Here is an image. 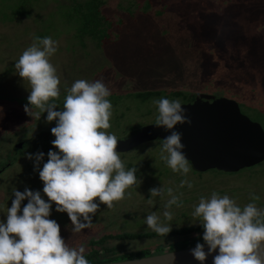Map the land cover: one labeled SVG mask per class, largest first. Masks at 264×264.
Here are the masks:
<instances>
[{
  "label": "rangeland",
  "instance_id": "1",
  "mask_svg": "<svg viewBox=\"0 0 264 264\" xmlns=\"http://www.w3.org/2000/svg\"><path fill=\"white\" fill-rule=\"evenodd\" d=\"M39 2L44 9L35 8L34 13L41 23L34 16L0 20V161L14 144L23 143L35 132L53 137L50 130L56 122L46 120V111L29 106L39 118L25 113L29 85L14 67L42 31L43 37L48 34L57 42L50 62L60 79V95L49 103L56 105L54 110H62L67 90L76 80L103 81L112 104L111 126L106 131L117 140L155 124L158 113L154 100L167 98L183 104L197 94L237 102L241 112L264 130V0H104L102 11L112 22L111 37L99 47L90 39L80 44L75 28L66 22L71 0ZM5 3L12 4L0 0L2 17ZM28 11L26 7L25 13ZM147 91H161L162 95L147 100L137 97ZM161 144V140H154L119 153L126 170L137 169V183L126 189L124 198L111 209L99 204L90 228L72 232L67 213L56 212L53 203L49 218L59 224L60 235L70 247L82 245L86 253L91 241L103 238L96 246L101 257L140 250L152 256L163 253L158 246L167 248L194 240L195 232L150 238L155 232L147 228L145 217L155 212L163 220L164 205L170 199L168 188L180 202L179 207L169 209L173 219L168 223L173 230L201 225L192 212L201 197L210 198L213 192L229 196L241 208L254 202L264 209V161L234 173L215 169L199 173L188 162L190 171L182 176L161 160ZM15 156L17 160L0 176V220L5 219L14 190L23 192L27 187L43 195L35 159H28V154ZM182 179L190 181L192 187H180ZM152 188L164 191L151 197ZM253 195L259 199L252 201ZM26 203L23 201L21 207ZM121 234L149 237L116 238Z\"/></svg>",
  "mask_w": 264,
  "mask_h": 264
},
{
  "label": "clouds",
  "instance_id": "2",
  "mask_svg": "<svg viewBox=\"0 0 264 264\" xmlns=\"http://www.w3.org/2000/svg\"><path fill=\"white\" fill-rule=\"evenodd\" d=\"M56 50L57 42L51 37H36L14 65L16 74L29 85L25 113L39 118L29 106L46 111V120L55 121L56 126L50 130L55 139L42 168L39 164L45 153L34 154L43 195L27 187L23 192L14 190L5 219L0 220V264H89L85 248L70 247L60 235L59 224L49 218L53 203L56 212L67 213L72 232L79 233L92 226L99 204L111 209L138 180L137 169H125L116 150V136L106 131L111 126L112 104L103 81L76 80L67 90L62 110H54L56 105L49 103L60 95V79L50 62ZM153 103L158 113L155 125L171 130L162 139L160 158L173 172L187 176L190 167L183 153L182 134L174 129L191 121L178 100L161 98ZM28 159H33V154H28ZM185 185L192 187L190 181L182 179L180 187ZM149 191L151 197H157L164 190ZM166 191L170 199L164 205L163 220L155 212L145 217L147 228L164 237L172 231L169 209L180 206L173 189ZM192 216L203 227L204 243L191 250L201 264L212 253H216L212 264H264V209L254 202L241 208L229 196L213 192L210 198H200Z\"/></svg>",
  "mask_w": 264,
  "mask_h": 264
},
{
  "label": "water",
  "instance_id": "3",
  "mask_svg": "<svg viewBox=\"0 0 264 264\" xmlns=\"http://www.w3.org/2000/svg\"><path fill=\"white\" fill-rule=\"evenodd\" d=\"M182 108L191 123L178 124L174 130L182 134L183 153L196 172L215 169L234 173L264 161V130L259 123L241 112L237 102L197 94L192 103L182 104ZM170 134L171 130L155 124L148 125L126 138L119 139L116 150L125 153L150 141H162ZM54 139V136L47 139V145H43L42 150L29 147L28 152L25 151L24 154H33L34 159V154L42 151L45 153L46 162L47 152L52 148L51 141ZM23 147L24 143H18L15 147L16 153ZM194 248L195 246H192L142 258L101 264H201L191 253ZM204 250L207 253L206 244ZM215 254L208 255L203 264H212ZM261 255H264V246L261 248Z\"/></svg>",
  "mask_w": 264,
  "mask_h": 264
},
{
  "label": "trees",
  "instance_id": "4",
  "mask_svg": "<svg viewBox=\"0 0 264 264\" xmlns=\"http://www.w3.org/2000/svg\"><path fill=\"white\" fill-rule=\"evenodd\" d=\"M6 2H10L12 4L7 5L5 3L4 9L5 13L3 17L0 15V20L2 21H10L15 20L18 16H34V20L36 22H40V16H37V13H34L35 8L44 9V7L40 4L39 0H6ZM72 4L67 6L65 12L66 22L74 27L75 37L79 40V43L84 45L85 39H90L97 47L100 46L104 40L110 39L109 28L112 26V22L106 17V15L102 11V7L104 5V0H71ZM32 5V6H31ZM31 6V7H30ZM63 6V5H61ZM66 6V5H65ZM26 7L29 8L28 13H25ZM38 19V20H37ZM41 25V24H40ZM43 32V31H42ZM42 32L39 33V38H44ZM48 35V34H47ZM45 37H48V36ZM162 95L161 91H147L137 95L138 98L142 100H147L152 97H159ZM174 95V94H173ZM177 96H181L182 94H176ZM33 134L30 138H27L23 143L25 147L22 149L28 152V148H35L42 150V146L46 144L47 139L49 140L50 137L45 132H40ZM46 137L45 144L44 141H39L40 138ZM21 140H24L21 137ZM17 143L14 144L12 151H15ZM47 145V144H46ZM22 149L18 150L19 154H24L25 152ZM14 155V154H13ZM4 161V160H3ZM193 231H203V227L199 226L198 228L193 229ZM190 232V231H188ZM192 232V230H191ZM157 236L158 234H153ZM149 236V235H148ZM120 237V236H118ZM123 238H130V239H137L141 238V235H123ZM121 238V237H120ZM103 238H100L97 241L90 242V249L84 253L85 258L88 260L89 264H101V263H108V262H115V261H122L127 259H135V258H142L147 256L145 252H139L136 254H125V255H114L111 257H101L100 249L96 248L98 244L101 242Z\"/></svg>",
  "mask_w": 264,
  "mask_h": 264
},
{
  "label": "flooded vegetation",
  "instance_id": "5",
  "mask_svg": "<svg viewBox=\"0 0 264 264\" xmlns=\"http://www.w3.org/2000/svg\"><path fill=\"white\" fill-rule=\"evenodd\" d=\"M138 94H140V93H138ZM137 94V95H138ZM194 101V96H193V98H192V100L191 101H189V102H187V103H192ZM183 104H186V103H183ZM182 105V104H181ZM36 133V132H35ZM34 133V134H35ZM14 154V155H13ZM16 154H19V153H16V152H14L13 153V151H11V152H9L8 154H7V156H6V158H4V161H0V176H1V174H3L4 172H5V170H7L8 168H10L11 167V162L12 161H15V160H17V158L16 159H14V156L16 155ZM10 156H12V160L11 159H9L10 158ZM44 163V162H43ZM14 164V163H13ZM199 173H201V172H199ZM199 226H202V225H199ZM199 226H197V227H194V228H192V229H186V228H179V229H176V230H173L172 229V231L169 233V234H178V235H187V234H189V233H192V232H195V234H197V235H195V237L193 238L194 240H191V239H189V240H187V242H182V243H178V244H174V245H171V246H168L167 248H165L164 246H158V247H161L162 249V252L163 253H166V252H171V251H176V250H180V249H184V248H187V247H192V246H196L197 245V243H201V244H203L204 243V241H203V239H202V235H203V231H193V229H195V228H198ZM191 230H192V232H191ZM188 231H190V232H188ZM150 234H152V237H150V238H152L153 239V233H150ZM199 234V235H198ZM123 235H127V234H121V235H117V237L116 238H122L123 239ZM131 235V234H130ZM139 235V234H138ZM118 236H120V237H118ZM108 237V236H107ZM109 237H111V236H109ZM147 237H149L148 235H141V238H137V239H142V238H147ZM159 238H161V237H163V236H158ZM124 238H126V237H124ZM155 238V237H154ZM127 239H130V238H127ZM99 245V244H98ZM164 248V249H163ZM106 250H109V249H106ZM153 250V249H152ZM139 252H145V253H148V252H146V251H137V252H134V253H131V252H126L125 254H136V253H139ZM124 254V255H125ZM150 253H148V255H149ZM153 254V253H152Z\"/></svg>",
  "mask_w": 264,
  "mask_h": 264
}]
</instances>
